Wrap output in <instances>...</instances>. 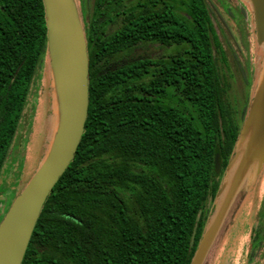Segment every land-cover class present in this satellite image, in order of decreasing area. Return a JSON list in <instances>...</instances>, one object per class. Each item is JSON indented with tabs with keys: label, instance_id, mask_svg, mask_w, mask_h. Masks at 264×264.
<instances>
[{
	"label": "trees",
	"instance_id": "trees-1",
	"mask_svg": "<svg viewBox=\"0 0 264 264\" xmlns=\"http://www.w3.org/2000/svg\"><path fill=\"white\" fill-rule=\"evenodd\" d=\"M79 2L85 134L22 264H192L250 111L208 0ZM47 54L43 0H0V176Z\"/></svg>",
	"mask_w": 264,
	"mask_h": 264
},
{
	"label": "rangeland",
	"instance_id": "rangeland-1",
	"mask_svg": "<svg viewBox=\"0 0 264 264\" xmlns=\"http://www.w3.org/2000/svg\"><path fill=\"white\" fill-rule=\"evenodd\" d=\"M75 1L77 21L81 23L80 2ZM208 5L226 52L227 61L219 60L220 65L233 77L234 94L242 98L248 93L250 108L257 112L253 122L255 129L245 131L246 122L241 128L235 155L242 157L251 152L258 120L264 114V45L258 42L254 9L247 0H208ZM165 54L167 51L162 47H147L137 53L138 57L154 59ZM245 77L248 88L243 83ZM67 103V91L48 53L32 85L23 119L0 176V228L51 155L64 125ZM262 148L260 172L257 169L246 172L237 185V192L233 193V200L228 203L232 204L225 205L227 213L222 212L225 199L218 198L208 204L205 236L211 231V246L203 264H264V144ZM237 165L232 172L226 170L220 174L221 186H226L222 196L229 189L231 193L234 191L231 185L237 178Z\"/></svg>",
	"mask_w": 264,
	"mask_h": 264
},
{
	"label": "water",
	"instance_id": "water-1",
	"mask_svg": "<svg viewBox=\"0 0 264 264\" xmlns=\"http://www.w3.org/2000/svg\"><path fill=\"white\" fill-rule=\"evenodd\" d=\"M247 1L254 9L258 42L264 45V0ZM75 2L43 0L48 53L57 68L60 82L67 91V111L62 131L51 155L16 201L0 228V264H22L41 213L55 186L74 162L85 134L90 105L89 58L84 26L82 21H77ZM255 113L257 114L250 108L245 131L254 128L253 122L257 117ZM255 135L252 152H256L264 144V114L262 119L258 120ZM240 159V154L237 153L230 161L227 171L232 172ZM221 172V158L217 155L215 173L219 176ZM225 189L224 184L218 198L225 199L222 201V212L227 213L225 205L230 207L232 203H228L230 199L233 200V193H236L237 189L232 193L229 189L222 196ZM210 232L207 233L208 236L204 233L192 264L204 263L211 246Z\"/></svg>",
	"mask_w": 264,
	"mask_h": 264
},
{
	"label": "bare ground",
	"instance_id": "bare-ground-1",
	"mask_svg": "<svg viewBox=\"0 0 264 264\" xmlns=\"http://www.w3.org/2000/svg\"><path fill=\"white\" fill-rule=\"evenodd\" d=\"M261 88V86H260ZM259 90V89H258ZM262 147L258 148L256 152L248 151L246 155H243L235 169V173L237 175V178L233 185V190L238 189L237 185L240 182V180L243 178L244 175H246V172L253 171L254 169H257V172H260L261 170V154H262ZM241 193V192H240Z\"/></svg>",
	"mask_w": 264,
	"mask_h": 264
},
{
	"label": "flooded vegetation",
	"instance_id": "flooded-vegetation-1",
	"mask_svg": "<svg viewBox=\"0 0 264 264\" xmlns=\"http://www.w3.org/2000/svg\"><path fill=\"white\" fill-rule=\"evenodd\" d=\"M2 194H1V191H0V198H1Z\"/></svg>",
	"mask_w": 264,
	"mask_h": 264
}]
</instances>
